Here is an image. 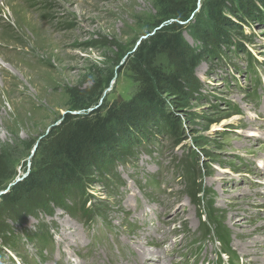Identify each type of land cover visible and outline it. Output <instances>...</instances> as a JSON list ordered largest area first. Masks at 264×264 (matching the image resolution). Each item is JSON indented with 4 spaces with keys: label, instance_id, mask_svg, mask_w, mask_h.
<instances>
[{
    "label": "rangeland",
    "instance_id": "1",
    "mask_svg": "<svg viewBox=\"0 0 264 264\" xmlns=\"http://www.w3.org/2000/svg\"><path fill=\"white\" fill-rule=\"evenodd\" d=\"M190 1L196 9L188 21L165 25L188 30L210 0ZM249 1L259 8L262 0ZM2 2L0 67L14 78L0 76V171L8 166L0 186L10 188L7 177L16 174V182L33 171L34 147L62 132L77 97L89 99L111 77L107 105L135 98L144 84L128 56L161 20L158 0ZM224 13L233 23L224 26L229 42L200 47L184 30L202 58L186 70L183 93L159 91L165 110L182 122L180 142L167 139L152 113L136 131L120 133L107 159L115 169L92 167L81 189L88 207L105 210L107 219L84 223L51 202L52 216L34 213L41 194H10L0 201V264H218L220 243L201 235L206 215L231 231L235 264H264V9L251 18L239 4ZM178 68L168 52L157 57L155 69L165 76ZM187 155L199 167L195 191L178 169ZM43 234L45 248L37 240ZM248 234L259 244L258 261L246 254Z\"/></svg>",
    "mask_w": 264,
    "mask_h": 264
},
{
    "label": "trees",
    "instance_id": "2",
    "mask_svg": "<svg viewBox=\"0 0 264 264\" xmlns=\"http://www.w3.org/2000/svg\"><path fill=\"white\" fill-rule=\"evenodd\" d=\"M160 12L158 17L161 21L153 28V34L143 41L132 57L135 62L134 72L141 76L143 80V89L135 95L128 103H109L107 105V94L112 78L106 84L97 86V90L89 99L77 97L69 106V112L65 116V124L62 132L51 141V135L43 140L34 151L36 160L33 171L26 177L16 181V174L8 176V180L15 183L2 187L8 191L0 196V201H6L10 194L34 196L41 194L32 202L34 213L42 212L52 216L51 207L48 205L59 206L64 209L73 219L80 221L97 222L109 218L105 216V210L88 207L91 200L81 193L86 176L92 172V167L98 165L110 164L107 160L109 154L115 151L122 138L120 133H124L129 126L138 129L137 125L148 119L152 113L153 116L161 118L167 139L177 138L176 144L180 142V136L185 135L182 122L175 118L169 111H166L160 99L159 91L162 86L183 93L182 80L186 70L196 66L202 58V51H195V47L190 45L186 38L183 37L185 26L179 22L189 20L196 5L190 0H158ZM240 5V11L251 18V15L264 9V1L258 8L249 0H210L204 6V12L194 23L188 26V34L197 43H202L203 47L209 42L219 46L223 41L229 42L225 31V25H231L232 21L226 17L225 11L229 6ZM233 12V8L230 9ZM204 15V16H203ZM232 15H235L232 14ZM177 20L171 25H165L168 20ZM165 25V27H162ZM206 49V48H205ZM168 52L178 61V70L169 75L162 74L155 69L157 57L161 53ZM252 69V68H251ZM72 112H80L73 114ZM61 129L54 126L52 131ZM51 131V132H52ZM3 160V159H2ZM125 161H123L124 163ZM119 166V163H116ZM2 167V164H0ZM0 171V178L6 177L8 166ZM112 171L115 167L110 164ZM199 167L194 165L193 159L187 155L185 160L179 163V171L183 170L186 176V182L189 183L190 191L196 190V178L194 173L199 172ZM4 173V175H2ZM157 183V182H156ZM196 193L195 196H198ZM207 195V192H204ZM18 196L13 197L16 202ZM19 196V198H21ZM207 208L214 205V198L207 195ZM48 199V200H46ZM104 214V215H101ZM208 215H206V220ZM203 221L205 229L201 232L203 237H214L221 245V251L217 255L218 264H235L233 261L230 245L232 234L229 229L221 227L212 219L208 218ZM89 225V224H88ZM47 235L37 237L38 243L42 248L48 246ZM30 239L33 241L32 236ZM34 242V241H33ZM228 256L225 262L224 256Z\"/></svg>",
    "mask_w": 264,
    "mask_h": 264
},
{
    "label": "bare ground",
    "instance_id": "3",
    "mask_svg": "<svg viewBox=\"0 0 264 264\" xmlns=\"http://www.w3.org/2000/svg\"><path fill=\"white\" fill-rule=\"evenodd\" d=\"M3 2L2 3H4V4H8L9 3V0H2ZM0 76H1V78L4 80V81H6V82H8L7 80H9V79H12V78H14V77H11L9 74H7V72H6V69H4V68H2V67H0ZM14 81V80H13ZM14 84H17V82L16 81H14ZM24 93H25V95H27V92L24 90ZM2 115V113H1V107H0V119L3 117V116H1ZM256 129H258L257 127H256ZM261 129V128H260ZM264 130V129H263ZM262 233V232H261ZM263 235H264V233H262ZM245 237H247V243H246V247H247V252H246V254L248 253L249 255H252V256H254L255 257V260H257V259H260L259 257L257 258V255H258V252H259V244H258V242H255L254 241V239H253V235L252 234H248L247 236H245ZM245 240V239H244ZM249 240H251V241H249ZM264 250V249H263ZM263 250H261V251H263ZM144 254V253H143ZM143 254H142V256H143ZM145 255V254H144ZM151 255L154 257V256H156V258H157V256H159L160 257V255L159 254H155V253H151ZM144 258H145V256H144ZM161 260V259H160ZM158 261V260H157ZM258 261V260H257Z\"/></svg>",
    "mask_w": 264,
    "mask_h": 264
},
{
    "label": "water",
    "instance_id": "4",
    "mask_svg": "<svg viewBox=\"0 0 264 264\" xmlns=\"http://www.w3.org/2000/svg\"><path fill=\"white\" fill-rule=\"evenodd\" d=\"M73 114H79V112H74ZM58 124L54 125V126H57ZM38 144H36V146L34 147V151L36 150Z\"/></svg>",
    "mask_w": 264,
    "mask_h": 264
}]
</instances>
